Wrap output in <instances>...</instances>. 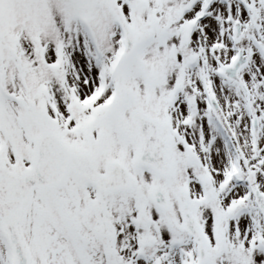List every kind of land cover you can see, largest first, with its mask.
Wrapping results in <instances>:
<instances>
[{"label":"snow or ice","instance_id":"1","mask_svg":"<svg viewBox=\"0 0 264 264\" xmlns=\"http://www.w3.org/2000/svg\"><path fill=\"white\" fill-rule=\"evenodd\" d=\"M0 264H264V0H0Z\"/></svg>","mask_w":264,"mask_h":264}]
</instances>
